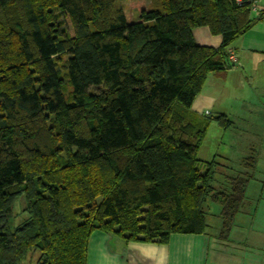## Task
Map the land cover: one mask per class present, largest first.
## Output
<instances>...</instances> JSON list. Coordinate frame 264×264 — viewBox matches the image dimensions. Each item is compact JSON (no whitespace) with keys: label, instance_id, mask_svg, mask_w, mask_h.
<instances>
[{"label":"trees","instance_id":"16d2710c","mask_svg":"<svg viewBox=\"0 0 264 264\" xmlns=\"http://www.w3.org/2000/svg\"><path fill=\"white\" fill-rule=\"evenodd\" d=\"M253 5L0 0V264L35 253V264H86L94 232L232 244L254 159L237 168L213 159L201 172L210 123L233 122L191 107L208 75L231 67V43L264 19L251 17ZM197 28L219 47L197 45ZM18 198L26 219L12 226Z\"/></svg>","mask_w":264,"mask_h":264},{"label":"crops","instance_id":"0c3cea01","mask_svg":"<svg viewBox=\"0 0 264 264\" xmlns=\"http://www.w3.org/2000/svg\"><path fill=\"white\" fill-rule=\"evenodd\" d=\"M263 10L264 0H254L251 17H257ZM193 38L199 46L218 48L221 44V38L211 35L207 28L194 29ZM228 51L235 62H230L231 67L224 71L208 75L191 109L207 118L225 115L233 122L230 129L224 130V132L232 131L233 135L226 140L228 142L226 148L218 153L216 145L215 152L208 161L216 159L224 165L237 168L245 159L253 158L252 172L264 175V19L256 22L244 35L234 40ZM255 119L261 122L260 132L254 129L258 125ZM239 125L245 128H237ZM218 144L223 145L222 142ZM255 181L257 180L251 181L247 189V204L252 206L247 214L252 217L258 212V209H255L257 203L253 200L261 199L264 189V183L257 181L259 183L253 185ZM245 213L243 211L240 216ZM237 225L238 231L241 227L240 221ZM240 235L242 236L241 233ZM244 241L243 236L239 242L231 239L230 246L234 250ZM258 246L255 247L254 244L253 247L248 248L258 249V256L249 252V254L243 253L240 257L236 253V259L239 261L235 263L264 264V243ZM218 249H221V246H218ZM208 252L209 238L204 234L174 235L166 245H160L127 243L117 237L94 232L87 244L86 264H207ZM216 255L212 258V264H215Z\"/></svg>","mask_w":264,"mask_h":264},{"label":"rangeland","instance_id":"374dc122","mask_svg":"<svg viewBox=\"0 0 264 264\" xmlns=\"http://www.w3.org/2000/svg\"><path fill=\"white\" fill-rule=\"evenodd\" d=\"M130 1H136V0H130ZM141 2V5H143V7L146 10H149L151 8V0H139ZM127 11L130 13L131 18H135L136 17V7L135 5L129 4L126 6ZM61 65V63L59 64V66ZM71 91V88H67V90H65L64 92V98L66 100L68 93ZM258 119H255V121ZM260 121L258 122V125L254 127L255 130H257L258 132L261 131L262 126L260 125ZM244 125V124H243ZM243 125H239L237 128L241 129V128H245V126ZM232 132V131H231ZM231 132H224L223 129H221L215 121H212L206 131V137L204 140L203 145H201L199 151H198V159L200 161V165L199 168L201 170V172H203V162L210 160L211 156L214 154L215 152V146L217 147V152L221 153L222 151H224L223 149H225L227 146L226 145V140L231 138ZM261 134V133H260ZM233 136V135H232ZM223 145L219 146L218 143H221ZM228 143V142H227ZM234 143V142H232ZM225 144V145H224ZM235 155V154H234ZM231 156V153H230ZM233 160V159H232ZM254 173V178L261 182L264 183V175L262 174H257L255 172ZM253 182L252 184L256 185L259 182ZM251 184V185H252ZM251 190H249L250 192ZM248 192V194H249ZM249 197V196H248ZM256 199H254L253 201L255 203H257V205L255 206V209H258V212L256 215L250 216L248 215L247 211L250 210V208H252L251 204H247L245 206V208L243 209L244 212H246L245 214H243V216L241 217L240 215L237 216L236 218V222H235V227L234 230L231 233L230 239H232L233 241H241L242 240V236L244 237L245 241L243 244L241 245H237L238 248L233 250V247L230 246V244H224L221 246V244L219 243H215L213 242L212 239L209 240V252H208V260H207V264H212V258L216 255L215 257V264H236L235 262L239 261L238 259H236V255L238 254L240 257H242L243 253H247L249 254V252H253L254 255L257 254V250H254L253 248L248 249L250 247H253L255 244V247L258 246V244L264 243V189H262V198L259 200H256L258 202L255 201ZM252 201V202H253ZM251 202V201H250ZM251 206V207H250ZM22 209H23V198H18L13 207H12V226H15V224H19L20 222H22L24 219H26V215L22 214ZM214 208L211 207V213H214ZM240 221V229L241 231H237V223ZM207 222L208 224H215L216 223V218L215 217H208L207 218ZM236 229V230H235ZM240 233L242 234V236L240 235ZM210 234H212L210 232ZM217 246V248H216ZM218 246H221V249H218ZM259 247V246H258ZM216 252V254H215ZM261 252V251H260ZM237 253V254H236ZM30 255H28L29 257ZM27 260L26 262H24L23 264H35L36 263V259L38 257V253H35V255L33 256L34 258L31 259L30 261ZM244 264V263H243ZM247 264V262L245 263ZM249 264V262H248Z\"/></svg>","mask_w":264,"mask_h":264},{"label":"built area","instance_id":"2783aa9c","mask_svg":"<svg viewBox=\"0 0 264 264\" xmlns=\"http://www.w3.org/2000/svg\"><path fill=\"white\" fill-rule=\"evenodd\" d=\"M229 61L230 62H235V59L233 58V56H229Z\"/></svg>","mask_w":264,"mask_h":264}]
</instances>
